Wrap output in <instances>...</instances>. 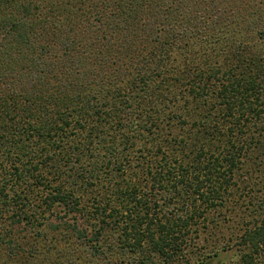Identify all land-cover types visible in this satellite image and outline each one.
I'll list each match as a JSON object with an SVG mask.
<instances>
[{"label": "trees", "instance_id": "trees-1", "mask_svg": "<svg viewBox=\"0 0 264 264\" xmlns=\"http://www.w3.org/2000/svg\"><path fill=\"white\" fill-rule=\"evenodd\" d=\"M263 157L264 0H0V264H264Z\"/></svg>", "mask_w": 264, "mask_h": 264}, {"label": "rangeland", "instance_id": "rangeland-1", "mask_svg": "<svg viewBox=\"0 0 264 264\" xmlns=\"http://www.w3.org/2000/svg\"><path fill=\"white\" fill-rule=\"evenodd\" d=\"M259 163L258 168L252 164L248 165L249 169L252 168V171L250 170L252 174H249V179H245L247 185L251 186L253 190L250 198L251 205L258 207L264 206V157ZM255 169H260L261 172ZM238 195L235 192L229 198L222 212L209 213L208 224L200 226L197 234L194 235L193 246L197 250L206 248L207 250L216 251L218 252V258L225 260H231L236 257L234 248L228 246L232 244L230 237L235 233L237 223L241 217L248 213L250 205L248 197L239 198L240 196Z\"/></svg>", "mask_w": 264, "mask_h": 264}]
</instances>
